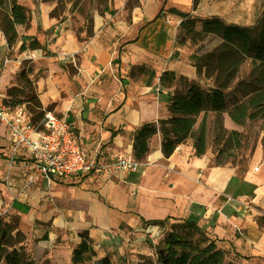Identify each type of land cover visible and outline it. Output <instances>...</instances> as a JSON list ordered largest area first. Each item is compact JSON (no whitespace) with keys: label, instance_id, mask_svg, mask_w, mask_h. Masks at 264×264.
<instances>
[{"label":"crops","instance_id":"crops-1","mask_svg":"<svg viewBox=\"0 0 264 264\" xmlns=\"http://www.w3.org/2000/svg\"><path fill=\"white\" fill-rule=\"evenodd\" d=\"M18 1L31 15L28 26H16L21 41L36 40L40 57L47 54L33 62L32 76L44 110L55 104V114L69 115L90 156L113 161L117 155H133L135 130L170 117V97L181 88L180 78L199 83L193 55L176 43L182 19L167 11L192 14L194 0H107L103 13L84 0L77 9L88 8L76 22L91 21L92 27L80 37L70 12L52 16L57 2ZM68 1L67 10L73 5ZM199 1L202 8L204 0ZM65 55L74 57L66 60ZM167 72L176 77L170 88L161 85ZM10 74L0 75V94ZM187 142L190 146L182 144L165 158L158 133L138 173L95 171L52 185L40 178L27 187L30 161L11 165V142L0 125V216L19 217L24 252L35 262L73 264L84 232L94 261L127 260L129 253H135L130 260H139L138 243L148 231L144 221L178 219L196 222L227 261L264 264L261 168L241 176L234 167L212 166L209 155L196 157L193 141ZM254 205L263 211L257 213Z\"/></svg>","mask_w":264,"mask_h":264},{"label":"trees","instance_id":"trees-1","mask_svg":"<svg viewBox=\"0 0 264 264\" xmlns=\"http://www.w3.org/2000/svg\"><path fill=\"white\" fill-rule=\"evenodd\" d=\"M198 3L199 0H194L195 8ZM0 9L6 13L4 33L8 44L12 46L17 42L16 26H28L31 15L18 0H0ZM167 11L182 18L180 34L177 37L178 45H182L186 37L196 39L211 35L220 40L211 51L201 56L193 55V64L198 73L203 74L212 85L205 88L197 82L181 77L180 81L184 87L176 88L170 97V117L143 124L135 130L134 159L141 162L147 157L150 152V140L158 133L162 137V153L165 158L171 157L177 148L189 139L193 141L195 156H204L208 144V113H228L231 121L237 125H244L248 120H261L264 130V11L253 26L228 24L218 16L198 19L191 13L176 8ZM197 23L201 24L200 31L196 28ZM29 43L31 49L39 48L36 40ZM248 60L252 62L251 71L248 75L241 76V70ZM19 79L32 89L29 72H21ZM175 80V74L167 72L161 77V85L170 88ZM20 93L27 100H17ZM7 98L6 102L12 106L29 105L26 107L35 124L40 122L45 114L41 106L32 103L33 98L25 91L24 86L10 88ZM201 114L203 117L198 124ZM228 134L223 149L230 151L240 139L236 131ZM144 223L163 228L167 224L170 225L164 240L156 247L158 264H233L226 260L225 253L218 248L216 242L192 220L171 224L170 219ZM17 229L18 224L16 225L15 221H7L0 216V263L36 264L24 252L22 243L25 238ZM81 239L73 251V264H112L108 257L93 260L96 253L88 233H82Z\"/></svg>","mask_w":264,"mask_h":264},{"label":"rangeland","instance_id":"rangeland-1","mask_svg":"<svg viewBox=\"0 0 264 264\" xmlns=\"http://www.w3.org/2000/svg\"><path fill=\"white\" fill-rule=\"evenodd\" d=\"M70 1L73 2V5L69 10H67V4L69 2L68 0H60V2L55 0L54 2H57L58 6L53 11L54 13H52V15L54 14V16H60L65 11L68 13L70 12L68 17L71 16L70 19L72 23H74V28L77 35L80 37V33L83 30L86 31V34H90V29L92 27L91 21L85 22L84 25H81V22H76L77 16L80 15L79 13H84L87 10L88 5H81L80 8L77 9L79 3L84 0ZM91 1L95 2V8L99 9L100 13L104 12L103 7L106 5V1ZM86 2H90V0H86ZM196 7L197 9L195 7L194 8L197 11L195 10V12L191 14L194 18L202 19L218 16L228 24H236L240 26H253L257 23L259 17L261 16V13L264 11V0H204L202 8L199 7V3ZM5 19L6 13L5 11L0 9V75L2 76L5 72H11L9 77L8 88L6 91H3L2 94H6L8 97V91L10 88L14 86H24L25 91L30 93L31 98H33L32 103L36 106H41L42 110H44L43 103H41V100L39 99V92L35 86L34 78L32 76L34 73L35 61L47 56V54L45 51H43V53L41 54L42 56L40 57V48L31 49L30 43H23V41H21L19 31H17V42L14 45L10 46L4 33ZM180 19L182 18L180 17ZM173 24L175 23L173 22ZM180 24L178 28L180 27ZM196 28L200 31L201 24L197 23ZM179 34L180 29L178 30L177 37ZM219 43L220 40L217 37L209 35L204 37H196V39L186 37L184 43H181V46L185 50H187L186 52L188 56H201L211 51ZM34 51H38V53ZM73 57L74 55H65L64 59L69 60ZM251 68L252 62L251 60H248L241 70V76L248 75L251 71ZM24 70L26 72H29V78L32 82V89H30L29 86L25 85V83L19 79L21 72H23ZM179 82L181 84V88L184 87V84L181 83V81ZM199 84L202 87L209 88L212 85V82L210 80H207L203 74H199ZM16 99L27 100L25 96H23L21 93L19 94V96H17ZM54 106L55 104L50 105L45 110L56 113L55 110H53ZM202 117L203 114L199 116L198 124L201 122ZM231 131H236L239 133L238 137L240 139V142L238 144L236 143L235 148L231 149L230 151L224 150L223 145L225 143V140L228 139V133H230ZM263 139L264 130L261 120H248L244 125H237L231 121L228 116V113H223L221 115L208 113V144L207 152L205 155L210 156L212 166L234 167L237 173L241 176L245 175L249 171H255V167H258L261 168L259 174H261V176L263 177ZM187 141L186 144L190 146V143H188ZM145 160L146 159L141 162L145 163ZM254 208L257 209V213H259V211H263L259 205H254ZM2 217L7 221H15L16 225L18 224V226L21 221L19 217L11 214L2 215ZM177 222L180 221L178 219L175 222L170 221V224ZM258 222L260 223V221ZM169 227V224H167L165 228L159 225H147L146 228L148 231L144 232L140 244L138 243L140 247L138 251L140 253L137 255V257L139 260H130V256L135 255V253H129V255H126L127 260H111L112 264H158L157 255L155 252L156 247L164 240V236L169 230ZM0 264H4V262ZM36 264L52 263L50 260H40L39 262H36Z\"/></svg>","mask_w":264,"mask_h":264},{"label":"built area","instance_id":"built-area-1","mask_svg":"<svg viewBox=\"0 0 264 264\" xmlns=\"http://www.w3.org/2000/svg\"><path fill=\"white\" fill-rule=\"evenodd\" d=\"M7 99V95L0 94V125L5 127L11 142V165L19 160L26 164L27 157L30 161L32 172L26 174L27 187L40 178L52 185L58 180L95 171L109 175L119 171L138 173L146 165L132 155H117L113 161L90 156L81 147L69 115L45 111L35 124L26 105L12 106ZM259 169L256 167L255 171Z\"/></svg>","mask_w":264,"mask_h":264}]
</instances>
